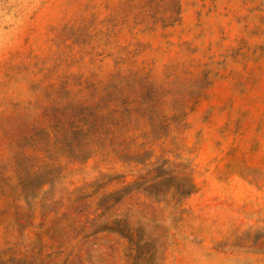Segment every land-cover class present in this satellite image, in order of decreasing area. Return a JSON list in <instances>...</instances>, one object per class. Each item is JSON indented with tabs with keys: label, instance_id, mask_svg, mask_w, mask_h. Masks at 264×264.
<instances>
[{
	"label": "rangeland",
	"instance_id": "1",
	"mask_svg": "<svg viewBox=\"0 0 264 264\" xmlns=\"http://www.w3.org/2000/svg\"><path fill=\"white\" fill-rule=\"evenodd\" d=\"M0 264H264V0H0Z\"/></svg>",
	"mask_w": 264,
	"mask_h": 264
}]
</instances>
